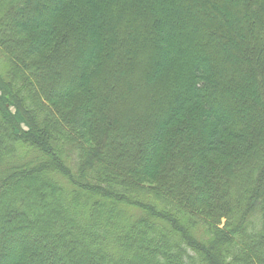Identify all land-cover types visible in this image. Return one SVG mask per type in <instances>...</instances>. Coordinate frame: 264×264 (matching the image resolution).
I'll list each match as a JSON object with an SVG mask.
<instances>
[{"label":"trees","instance_id":"obj_1","mask_svg":"<svg viewBox=\"0 0 264 264\" xmlns=\"http://www.w3.org/2000/svg\"><path fill=\"white\" fill-rule=\"evenodd\" d=\"M0 264H264V0H0Z\"/></svg>","mask_w":264,"mask_h":264},{"label":"rangeland","instance_id":"obj_2","mask_svg":"<svg viewBox=\"0 0 264 264\" xmlns=\"http://www.w3.org/2000/svg\"><path fill=\"white\" fill-rule=\"evenodd\" d=\"M23 255L22 254H18L17 252L14 251V253H11L10 256H8L7 258H4L5 261L9 262V260H12V261H16V262H20L22 261V258ZM25 257V256H24ZM3 260H1L2 262Z\"/></svg>","mask_w":264,"mask_h":264}]
</instances>
